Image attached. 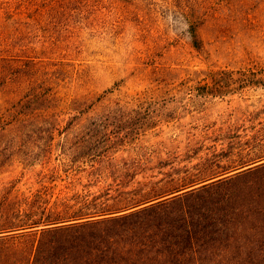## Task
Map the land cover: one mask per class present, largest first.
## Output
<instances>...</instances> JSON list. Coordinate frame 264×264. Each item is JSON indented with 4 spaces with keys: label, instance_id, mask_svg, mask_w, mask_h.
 <instances>
[{
    "label": "rangeland",
    "instance_id": "rangeland-1",
    "mask_svg": "<svg viewBox=\"0 0 264 264\" xmlns=\"http://www.w3.org/2000/svg\"><path fill=\"white\" fill-rule=\"evenodd\" d=\"M22 30L7 77L23 66L25 85L60 87L64 100L38 132L0 138L10 146L0 147V196L76 179L102 201L111 189L114 205L155 185L179 194L164 214L197 254L183 262L264 264V165L247 169L264 156V84L241 86L264 77V0H78ZM213 79L233 87H202ZM2 87L0 104L20 85ZM88 93L105 98L70 105ZM93 153L114 155L118 169ZM222 175L232 176L210 180Z\"/></svg>",
    "mask_w": 264,
    "mask_h": 264
},
{
    "label": "trees",
    "instance_id": "trees-1",
    "mask_svg": "<svg viewBox=\"0 0 264 264\" xmlns=\"http://www.w3.org/2000/svg\"><path fill=\"white\" fill-rule=\"evenodd\" d=\"M77 1L0 0V84L20 85L15 87L14 95L0 104V138L38 132L42 114L60 116L58 111L64 100L60 87H37L35 81L25 85L24 67L19 65L15 66V79L11 81L6 75L7 66L2 63L9 52L20 51L17 42L23 26L47 19L49 12L63 3ZM190 18L192 33L198 37L196 22L200 17L192 14ZM212 82L202 87H233L224 79ZM241 84H264V77H253ZM2 86L0 90L7 88ZM103 98L105 94L88 93L72 99L70 105L81 111L80 102L90 101L93 105ZM55 130L60 131L59 127L47 129L51 133ZM116 159L114 155H91V161H108L118 169ZM124 163L130 165L129 160ZM105 172L96 167L90 174L101 178ZM76 181L64 187L58 183L43 185L30 193H21L14 184L5 188L0 196V264H202L183 262L197 255L193 244L183 249L184 235L168 230L170 222L164 209L179 195H174L177 191L153 185L127 196L120 194L122 198L111 205V189L106 192L110 197L102 201L106 194L85 193L76 187ZM190 240L193 242L192 235Z\"/></svg>",
    "mask_w": 264,
    "mask_h": 264
},
{
    "label": "crops",
    "instance_id": "crops-1",
    "mask_svg": "<svg viewBox=\"0 0 264 264\" xmlns=\"http://www.w3.org/2000/svg\"><path fill=\"white\" fill-rule=\"evenodd\" d=\"M262 96H264V94H262ZM262 142H264V111H263V114H262ZM216 146L218 148H226L227 147V142H223L222 140H217L216 141ZM262 165H264V156L260 157V158L258 157L257 159L251 160V161L248 162V167H251L249 169H254V168L260 167ZM239 170L240 169H238V171ZM225 171H229V170H225ZM234 171H237V170H234ZM239 172H242V171H239ZM222 176H217V177H214V178H212L210 180H212V181L214 180L213 182H219V181H222L225 178H227L229 176H232V175H228V176L222 175Z\"/></svg>",
    "mask_w": 264,
    "mask_h": 264
}]
</instances>
